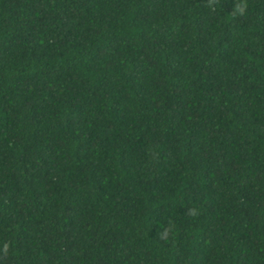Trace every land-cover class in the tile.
<instances>
[{
    "label": "trees",
    "instance_id": "1",
    "mask_svg": "<svg viewBox=\"0 0 264 264\" xmlns=\"http://www.w3.org/2000/svg\"><path fill=\"white\" fill-rule=\"evenodd\" d=\"M0 264H264V0H0Z\"/></svg>",
    "mask_w": 264,
    "mask_h": 264
}]
</instances>
